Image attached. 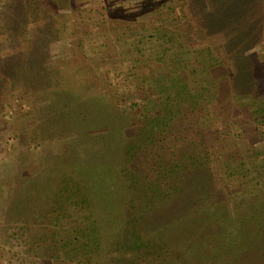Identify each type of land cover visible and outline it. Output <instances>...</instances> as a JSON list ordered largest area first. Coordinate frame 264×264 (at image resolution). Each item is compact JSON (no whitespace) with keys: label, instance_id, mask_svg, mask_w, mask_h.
I'll return each instance as SVG.
<instances>
[{"label":"trees","instance_id":"trees-1","mask_svg":"<svg viewBox=\"0 0 264 264\" xmlns=\"http://www.w3.org/2000/svg\"><path fill=\"white\" fill-rule=\"evenodd\" d=\"M25 2L22 12L17 11L24 8L21 0L11 4L15 16L27 19L36 10L35 0ZM250 3L185 1L189 21L179 30L178 45L188 44L191 60L187 62V54L177 56L175 44L163 55L168 60L166 77L148 83L143 75L150 68H139L127 85L120 83L129 87L134 98L128 106L103 92L86 94L83 108H77L72 91H56L70 97L64 117L72 131L67 136L69 157L61 190L53 205L63 209L56 208L55 222L47 228L52 242L38 246V264L211 262L212 236L229 233L238 215L234 210L233 217L226 213L228 200L220 197L225 190L215 183L223 163L232 167L226 158L230 154H225L226 119L245 113L251 121L264 123V98L253 79L254 69L263 63L248 45L256 39L252 29L258 26L257 20L252 21L256 12ZM179 49L184 51L186 46ZM245 60L251 61L250 66L244 65ZM50 80L57 84L55 91L58 77L50 74ZM96 101L102 103L100 119L109 124L106 132L88 128L96 118L86 104ZM178 108L180 119L197 127V132L181 130L174 117ZM83 138L98 148L91 149L100 156L95 163L87 157L88 144L82 148L79 143ZM105 185L114 206L109 219L103 215L101 199ZM257 187L256 183L245 185L246 196L241 197L239 190L236 199L246 200ZM221 209L222 214H217ZM67 217L72 219L62 226V218Z\"/></svg>","mask_w":264,"mask_h":264},{"label":"rangeland","instance_id":"rangeland-1","mask_svg":"<svg viewBox=\"0 0 264 264\" xmlns=\"http://www.w3.org/2000/svg\"><path fill=\"white\" fill-rule=\"evenodd\" d=\"M21 1L20 12L27 0ZM185 1L35 0L36 10L25 19L10 10L16 0H0V264H38L39 244L53 240L47 228L55 222L56 208L63 207L53 205L61 190L69 157L67 136L72 131L64 117L70 97L56 91H72L77 108H83L82 98L88 93L104 92L121 106L131 104L134 98L129 87L120 83L127 85L139 68H150L143 75L148 83L166 77L168 60L163 55L175 44L176 55L187 54V62L191 60L185 40H181L182 47L178 45L179 30L189 21ZM249 1L256 12L252 21L258 22L252 29L256 39L248 44L249 52L263 63L256 68L258 72L254 69L253 79L264 98V26H260L264 3ZM184 46V51L179 49ZM250 64L244 61L245 66ZM50 74L60 83L55 91L57 84ZM101 104H86L96 118L88 126L91 131L108 130L107 121L100 119ZM178 109L174 117L181 130L197 132V127L180 119ZM244 114L227 116L225 154H230L226 158L232 167L223 163L224 170L215 176L217 187L225 190L220 197L228 200L226 213L233 217L234 210L238 215L229 233L212 236L214 257L209 264H264V123ZM79 143L82 148L88 144L85 138ZM92 147L88 144L86 153L95 163L100 156L91 150L98 148ZM251 183L258 186L253 195L236 199L239 190L242 197L245 185ZM106 185L101 199L106 209L103 215L109 219L114 206ZM217 211L222 214V209ZM71 219L62 218V226Z\"/></svg>","mask_w":264,"mask_h":264}]
</instances>
